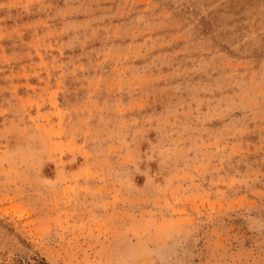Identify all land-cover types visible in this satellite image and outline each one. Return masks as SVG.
I'll use <instances>...</instances> for the list:
<instances>
[{"label": "rangeland", "instance_id": "obj_1", "mask_svg": "<svg viewBox=\"0 0 264 264\" xmlns=\"http://www.w3.org/2000/svg\"><path fill=\"white\" fill-rule=\"evenodd\" d=\"M0 264H264V0H0Z\"/></svg>", "mask_w": 264, "mask_h": 264}]
</instances>
